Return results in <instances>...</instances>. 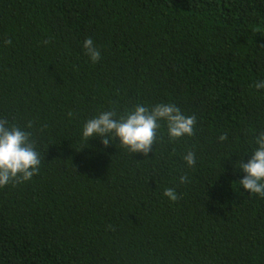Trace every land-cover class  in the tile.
Listing matches in <instances>:
<instances>
[{
  "label": "trees",
  "instance_id": "obj_1",
  "mask_svg": "<svg viewBox=\"0 0 264 264\" xmlns=\"http://www.w3.org/2000/svg\"><path fill=\"white\" fill-rule=\"evenodd\" d=\"M261 80L264 0H0V119L41 159L0 188V264H264V198L234 167L264 131ZM157 103L194 134L161 122L147 157L81 139L100 111Z\"/></svg>",
  "mask_w": 264,
  "mask_h": 264
},
{
  "label": "clouds",
  "instance_id": "obj_2",
  "mask_svg": "<svg viewBox=\"0 0 264 264\" xmlns=\"http://www.w3.org/2000/svg\"><path fill=\"white\" fill-rule=\"evenodd\" d=\"M83 49L92 63L99 62L101 53L91 38L84 40ZM255 87L264 89V80L257 81ZM161 122L166 125L167 137L172 141L185 136L191 137L194 134L196 117L185 115L173 103H157L152 107L138 104L122 114L110 108L87 119L80 135L86 144L93 137L100 138L105 147L118 140V144L129 153L147 157L153 152V144L160 138L158 133ZM26 127L30 128L31 124ZM31 136L30 131L0 119V188L29 181L39 173L40 154ZM226 139V135L219 137L220 141ZM252 145L251 156L247 162L243 157L235 162L234 167L244 173L237 184L249 195L256 194L264 198V131L256 134ZM182 160L186 167H194L197 162L195 152L187 151ZM186 179L187 177L181 176L180 182L184 183ZM163 195L171 202L179 199L174 188H166Z\"/></svg>",
  "mask_w": 264,
  "mask_h": 264
}]
</instances>
